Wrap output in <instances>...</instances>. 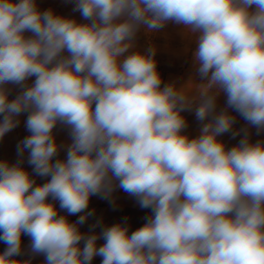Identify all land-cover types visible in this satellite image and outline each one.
Here are the masks:
<instances>
[{
	"label": "clouds",
	"instance_id": "obj_1",
	"mask_svg": "<svg viewBox=\"0 0 264 264\" xmlns=\"http://www.w3.org/2000/svg\"><path fill=\"white\" fill-rule=\"evenodd\" d=\"M72 11L82 20L0 0V140L23 114L29 133L15 162L0 159V264H264V139L251 131L264 132V0H74ZM170 22L194 37L182 84L163 82L154 45H137ZM226 133L241 138L228 147ZM117 189L150 209L145 223L82 232L90 198L114 204Z\"/></svg>",
	"mask_w": 264,
	"mask_h": 264
},
{
	"label": "crops",
	"instance_id": "obj_2",
	"mask_svg": "<svg viewBox=\"0 0 264 264\" xmlns=\"http://www.w3.org/2000/svg\"><path fill=\"white\" fill-rule=\"evenodd\" d=\"M38 6L41 10L53 9L57 14L75 17L77 20H82L79 12H73L74 0H37ZM194 37L182 26L174 23H168L165 28L161 29L158 33L147 35L143 31L138 34L137 45L143 49L150 44L154 45L157 49L156 61L157 70L160 73L164 83L176 81L182 84L195 74V69L192 62V52L194 51L195 44ZM34 79V78H32ZM31 82V81H30ZM16 92L13 91V97ZM220 105L224 104V98L219 101ZM26 115L20 117L21 123L18 127L7 133L2 140H0V159L15 162L17 159L16 146L20 140L29 135L25 128L24 121ZM188 127L186 133L191 137L199 134L201 122L195 117L194 112H184ZM58 142L70 143L68 136V129L62 126H57L54 130ZM65 152L61 151L59 157L64 158ZM27 156V154H25ZM24 167L31 172V166L25 160ZM48 178L36 177L37 184L46 182ZM115 203H110L109 200L101 199L99 196H92L89 202L88 210H94V214L88 218L87 222L81 226L82 232H89L91 225L97 220H102V226H110L118 223L124 218L130 225V232L135 231L145 223V217L150 215V209H142L136 202L134 197L129 196L122 189H117L113 194ZM57 208L59 204L57 202ZM61 214H65L61 210ZM80 214L69 216L70 221L78 219ZM95 232H100L101 227L94 229ZM98 245L103 244V239L97 241ZM30 244V237L22 238V246L27 249ZM6 247V245H5ZM27 256H22L20 259H26ZM44 257L42 255L35 256L32 264H43ZM102 257L96 256L91 264H101Z\"/></svg>",
	"mask_w": 264,
	"mask_h": 264
},
{
	"label": "rangeland",
	"instance_id": "obj_3",
	"mask_svg": "<svg viewBox=\"0 0 264 264\" xmlns=\"http://www.w3.org/2000/svg\"><path fill=\"white\" fill-rule=\"evenodd\" d=\"M234 115H237V123L234 126V129H238L240 127H243L245 125V121L241 117H239L238 114L234 113ZM251 131H252V140L253 141L264 139V132H261L259 135H257L256 130L254 128L251 129ZM240 138H241L240 136H237L235 139H233L231 136V133L223 134V136L220 137V139H222L228 147H231V146L235 145L236 143H238ZM25 237H28V236H26V235L22 236V238H25ZM4 248H5V245L3 244V242H0V251H3Z\"/></svg>",
	"mask_w": 264,
	"mask_h": 264
}]
</instances>
